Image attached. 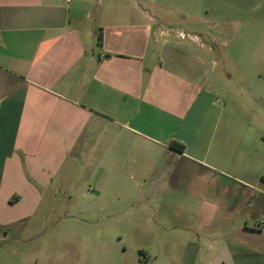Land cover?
<instances>
[{"label":"crops","instance_id":"0c3cea01","mask_svg":"<svg viewBox=\"0 0 264 264\" xmlns=\"http://www.w3.org/2000/svg\"><path fill=\"white\" fill-rule=\"evenodd\" d=\"M180 162L204 178L187 231L173 222V264H264V0H0L6 264H159L162 216L138 218L155 247L114 246L100 262L99 217L66 204L99 186H170L158 175ZM57 203L59 262L48 247L39 263L20 247L36 236L25 224Z\"/></svg>","mask_w":264,"mask_h":264},{"label":"rangeland","instance_id":"374dc122","mask_svg":"<svg viewBox=\"0 0 264 264\" xmlns=\"http://www.w3.org/2000/svg\"><path fill=\"white\" fill-rule=\"evenodd\" d=\"M158 177L165 178L164 182L167 181L170 186H99L104 190L100 196L89 198L75 196L66 204L71 205L69 209H73L77 215H83L85 219L90 215L99 217V231L104 238H100L99 242L93 241L92 245L100 249V262L104 261L102 256V253L104 254L103 250H110L114 246L121 247L122 249L127 247L126 249L129 251L138 247H155L156 240L154 238L156 237H151L149 228L145 227V223L143 221L140 222L138 218L162 216L163 221H169V223L165 222L162 225V230L157 233V247H161L162 253L159 264H173L172 256L170 255L174 237L173 230H175L173 222L179 223L180 232L187 231L185 228L191 225L189 222L191 214L190 202L198 198L195 191L196 189H200L198 186L201 185L202 181L200 180L204 177L199 169H193L184 162H180L178 168L171 175L162 174V176L158 175ZM209 184L211 186H234L233 181L221 175H213ZM93 189H95V186L91 187L92 191ZM91 190L90 193H93L94 191L92 192ZM61 193L64 196L67 194V191H62ZM62 206L60 203L52 205V208H48L47 204L45 206L42 205L39 211L43 212H41L42 216L39 218H45L44 216H46L50 217V220L44 222L42 219L36 218V220H31L25 224L36 236L33 240H26L30 242V245H26L27 242L24 241V243L20 244V247L27 246L33 248L35 250L34 258L39 263H43L46 257L41 252V249L48 247L53 248L50 261L59 262V259L56 260V258L60 257L58 248L61 247V244L63 245L61 232L64 231L62 227L65 225L59 219L63 213ZM101 208H104L106 212H102ZM50 209H53V211L50 212ZM82 211H85V213H81ZM104 213L113 214L114 217L102 219L101 216L106 215ZM176 215L179 217H176ZM144 228L146 230H143ZM69 229H71L70 232L81 233L89 231L90 227L89 225H85L81 228L72 227ZM88 243H91V241L86 239L81 240L75 236L69 239V245H76L78 248L82 247V249L88 246ZM13 245L14 240L12 236L9 237L4 245H0V264L12 261V254L8 248H11ZM67 261H71L70 256L67 258Z\"/></svg>","mask_w":264,"mask_h":264},{"label":"trees","instance_id":"16d2710c","mask_svg":"<svg viewBox=\"0 0 264 264\" xmlns=\"http://www.w3.org/2000/svg\"><path fill=\"white\" fill-rule=\"evenodd\" d=\"M101 40V38L99 39ZM170 146L174 149V150H177L179 152H183L184 151V146L182 144H180L179 142L177 141H172Z\"/></svg>","mask_w":264,"mask_h":264},{"label":"built area","instance_id":"2783aa9c","mask_svg":"<svg viewBox=\"0 0 264 264\" xmlns=\"http://www.w3.org/2000/svg\"><path fill=\"white\" fill-rule=\"evenodd\" d=\"M71 0H67V2H70Z\"/></svg>","mask_w":264,"mask_h":264}]
</instances>
